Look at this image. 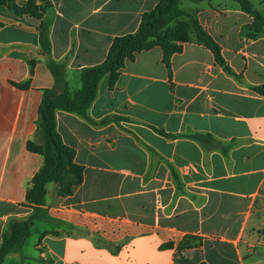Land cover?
Returning a JSON list of instances; mask_svg holds the SVG:
<instances>
[{"label": "crops", "instance_id": "0c3cea01", "mask_svg": "<svg viewBox=\"0 0 264 264\" xmlns=\"http://www.w3.org/2000/svg\"><path fill=\"white\" fill-rule=\"evenodd\" d=\"M158 1L37 0L40 19L0 13V245L10 220L35 213L23 204L44 157L26 144L54 87L49 61L74 97L81 71L134 34ZM212 2L188 8L231 73L192 41L172 56L169 83L155 46L126 60L112 87L101 79L87 110L95 124L57 110L83 179L68 195L46 185L29 237L3 264H264V94L252 90L264 86V31L247 28L241 11L220 16Z\"/></svg>", "mask_w": 264, "mask_h": 264}, {"label": "trees", "instance_id": "16d2710c", "mask_svg": "<svg viewBox=\"0 0 264 264\" xmlns=\"http://www.w3.org/2000/svg\"><path fill=\"white\" fill-rule=\"evenodd\" d=\"M3 1L11 3L14 0ZM182 1L184 0H159L152 10L142 15L139 28L134 34L116 37L103 62L81 71L82 88L74 97L68 94L61 65L52 60L49 61L48 66L53 73L54 87L43 93L38 109L35 140L28 141L26 144L28 151L44 157V165L31 180L26 202L23 204L25 207L33 208L35 213L27 220L12 219L8 222L0 245V264H3L9 254L19 251L29 237L30 225L40 212V207L45 203L46 185L59 182L61 183V194L68 195L71 194L73 187L80 184L83 179L84 168L74 162L75 150L64 144L57 132L55 119L57 110L75 113L91 124H95L87 116V110L96 98L97 87L101 79L109 75L110 87H112L124 68L126 60H132L135 54L150 50L155 46L159 47L162 52V63L166 69L167 79L169 83H172L171 58L181 51L183 44L191 42L189 38L191 32L194 34V42L211 52L215 64L226 73H231V69L226 65L222 56L219 44L202 28L194 12L181 9ZM186 1L201 3L207 0ZM233 1L238 4L242 12L262 22L260 14L252 8L249 0ZM38 31L42 52L47 55L49 54L47 28L40 25ZM252 90L258 94H264V86L253 87ZM150 128L161 136L172 137L163 130ZM202 137L201 134L191 136L197 140ZM208 138L211 139V136ZM228 148L229 145L221 148L224 154Z\"/></svg>", "mask_w": 264, "mask_h": 264}, {"label": "rangeland", "instance_id": "374dc122", "mask_svg": "<svg viewBox=\"0 0 264 264\" xmlns=\"http://www.w3.org/2000/svg\"><path fill=\"white\" fill-rule=\"evenodd\" d=\"M208 1H209V3L211 1H213L212 2L213 5L215 7H217L214 9L220 14V16H222V15L226 16V13L230 12V11L232 12L233 9L241 11L238 4H236L233 0H208ZM249 1L252 5V8L260 14V16L262 18V22L256 21L253 17L248 15V17L251 18V23L247 24L246 27L252 28V30L255 29V30H257L258 33H263V31H264V0H249ZM189 3H192V2H189L186 0L182 1L181 5H180L181 9L188 11V12H194L196 14V18H197V10H194V11L189 10V8H188ZM41 8H42V6H41V4H37V0H14L11 3L10 2H4L3 0L0 1V13L16 14L17 16H19L21 18L23 15L26 14L30 17L35 18V20L40 19ZM232 23H230L229 25L231 26ZM40 25L45 26V24L43 22H38L37 27H39ZM189 38H190L191 42L194 41V34L192 32L189 34ZM226 65H227V62H226ZM227 74H230V73H227ZM251 249H252V247H251Z\"/></svg>", "mask_w": 264, "mask_h": 264}]
</instances>
